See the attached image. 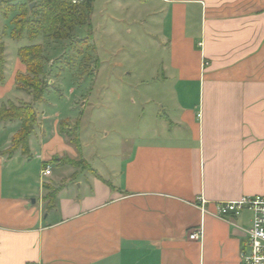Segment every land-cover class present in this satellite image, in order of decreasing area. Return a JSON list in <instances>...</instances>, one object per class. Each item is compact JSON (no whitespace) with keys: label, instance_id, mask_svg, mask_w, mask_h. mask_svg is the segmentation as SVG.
<instances>
[{"label":"crops","instance_id":"1","mask_svg":"<svg viewBox=\"0 0 264 264\" xmlns=\"http://www.w3.org/2000/svg\"><path fill=\"white\" fill-rule=\"evenodd\" d=\"M161 2L151 17L164 58L152 73L176 81V103L151 111L128 156L87 154L81 123L78 151L60 129L80 121L49 114L46 97L28 155L8 158L21 124L0 123V264H242L251 213H212L264 196V0ZM25 74L19 54L6 62L0 108L33 103L17 89ZM199 227L202 241L190 240Z\"/></svg>","mask_w":264,"mask_h":264},{"label":"rangeland","instance_id":"2","mask_svg":"<svg viewBox=\"0 0 264 264\" xmlns=\"http://www.w3.org/2000/svg\"><path fill=\"white\" fill-rule=\"evenodd\" d=\"M42 1L0 0V35L10 34L13 20L21 17L10 7L23 5V11L38 13ZM161 1L95 0L89 20L65 41L3 39L9 66L20 48L42 46L46 57L42 107L49 114H75L87 154L122 153L125 158L136 139L150 133L151 111L160 108L168 114L176 103V81L165 83L152 73L164 58L155 38L159 23L151 17ZM151 75L156 80H150ZM112 157L106 161H114Z\"/></svg>","mask_w":264,"mask_h":264},{"label":"trees","instance_id":"3","mask_svg":"<svg viewBox=\"0 0 264 264\" xmlns=\"http://www.w3.org/2000/svg\"><path fill=\"white\" fill-rule=\"evenodd\" d=\"M94 1L43 0L40 5H37L39 7L38 13L34 10L29 12L28 9L23 11V5L10 7L12 11L20 12L21 17L18 16L13 20V29L10 34L4 32L3 35H0V84L5 81L4 37L9 36L14 40L27 38L31 42L41 37L58 41L68 40L77 27L84 26L89 20L93 13ZM26 16L29 19H26ZM18 54L22 63L26 66V74L17 77V83H21L24 86L18 85L17 89L32 94L33 103L21 104L20 106L8 103L0 108V123L18 121L21 124L20 130L13 137L9 149L6 151L8 158H12L18 151H21L24 155L29 154V138L33 134L38 122L34 106L42 104L46 95V84L43 80L46 57L42 46L23 47L18 51ZM60 132L70 139L78 151H81L79 122L71 127L62 125ZM57 161L58 159L54 160V162ZM60 162L62 166L78 165L68 159ZM81 163L83 165V162ZM47 165L45 163L43 167ZM56 195L57 191H52L47 196V200L54 201Z\"/></svg>","mask_w":264,"mask_h":264},{"label":"built area","instance_id":"4","mask_svg":"<svg viewBox=\"0 0 264 264\" xmlns=\"http://www.w3.org/2000/svg\"><path fill=\"white\" fill-rule=\"evenodd\" d=\"M75 3V2H74ZM208 65V63H205ZM51 175V167L47 165L42 170L43 177ZM205 201H201V209L204 214L209 212L205 209ZM243 212H249L252 215V226L244 230L248 237L247 250L242 253V264H264V196H244L235 201L216 203L215 211L212 213L215 217L230 221L240 216ZM203 229L199 227L194 230L189 239L200 242L203 238Z\"/></svg>","mask_w":264,"mask_h":264},{"label":"water","instance_id":"5","mask_svg":"<svg viewBox=\"0 0 264 264\" xmlns=\"http://www.w3.org/2000/svg\"><path fill=\"white\" fill-rule=\"evenodd\" d=\"M32 7H33V5H32Z\"/></svg>","mask_w":264,"mask_h":264}]
</instances>
